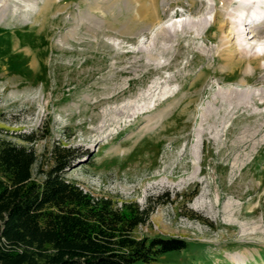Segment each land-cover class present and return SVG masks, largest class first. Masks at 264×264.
Listing matches in <instances>:
<instances>
[{
    "label": "rangeland",
    "instance_id": "rangeland-1",
    "mask_svg": "<svg viewBox=\"0 0 264 264\" xmlns=\"http://www.w3.org/2000/svg\"><path fill=\"white\" fill-rule=\"evenodd\" d=\"M33 2L0 0V137L36 138L44 169L70 148L85 192L153 207L134 237L184 243L153 264H264V67H224L217 21L178 24L215 2L156 0L151 21L134 0ZM203 191L215 217L193 208Z\"/></svg>",
    "mask_w": 264,
    "mask_h": 264
},
{
    "label": "trees",
    "instance_id": "trees-1",
    "mask_svg": "<svg viewBox=\"0 0 264 264\" xmlns=\"http://www.w3.org/2000/svg\"><path fill=\"white\" fill-rule=\"evenodd\" d=\"M25 140L0 137V264H153L184 247L175 238H135L153 207L93 197L65 176L73 150L53 146L44 169L36 138Z\"/></svg>",
    "mask_w": 264,
    "mask_h": 264
},
{
    "label": "bare ground",
    "instance_id": "bare-ground-1",
    "mask_svg": "<svg viewBox=\"0 0 264 264\" xmlns=\"http://www.w3.org/2000/svg\"><path fill=\"white\" fill-rule=\"evenodd\" d=\"M33 1H34L33 3H38V0H33ZM47 1L50 0H46V2ZM213 1L215 2L214 8H212V11H207L205 13V14H209L211 12L212 17H210V19L208 18L206 19L204 16L199 17L197 19L195 18L183 19V20L181 19V21L178 22L180 29L199 30L202 27L208 29L209 28L208 26H211L212 23H215L217 21L219 31L221 32V37H220L221 49L219 51V54L223 60L224 67L228 65H233L236 62L241 63L242 61H247V66L244 69L246 73H249L254 66L264 67V63H255L254 65L256 59L259 58H261V60L263 59L264 62V28L261 31L258 30V33L260 35L256 34L257 32H255V30L257 28L258 23L257 22L254 23L253 21L259 12H261L262 14L264 13V0H213ZM134 2L136 3L135 16L139 19H149V21H151L150 17H152L155 13H157L156 0H149V2H147L148 4L146 3V0H134ZM217 5H219L221 8L217 9L216 8ZM260 8L262 9L259 10ZM89 14L92 13L89 12ZM174 14H175L174 16H176V13ZM262 18H263L262 23L264 24V14L262 15ZM88 19L93 20L94 18L89 16ZM250 21H252L254 25L250 31H248L249 28H246L245 31H248V33L244 35L243 30L242 32H240V28L243 27L244 29V27H246L247 23ZM161 28L162 29L160 33L163 35V37H165V39H170V37L172 36L171 35L172 31L169 30L170 28L169 25L162 24ZM163 51H166L165 47L163 48ZM240 91L246 94L251 93L249 89H242ZM253 92L261 95L262 93H264V86L257 88ZM151 93L153 95L152 90L149 91L150 97H152ZM131 107H132L131 104L126 105L119 109L117 108L115 111L129 114V110L133 109ZM197 174H199V172L195 171L190 175V177H188L190 180L189 183L198 184L199 181L196 177ZM183 182L186 183V181ZM207 196L208 193L203 191L201 195L193 203V208L201 211H206L210 213L211 216L215 217L216 214H218L217 210L215 209L216 207L214 203L207 200ZM223 212L226 213V207L223 209Z\"/></svg>",
    "mask_w": 264,
    "mask_h": 264
}]
</instances>
